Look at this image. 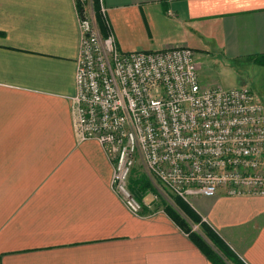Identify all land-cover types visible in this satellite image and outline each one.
<instances>
[{"label": "crops", "instance_id": "0c3cea01", "mask_svg": "<svg viewBox=\"0 0 264 264\" xmlns=\"http://www.w3.org/2000/svg\"><path fill=\"white\" fill-rule=\"evenodd\" d=\"M82 1L0 0V264H214L167 212L179 196L146 170L139 180L149 176L171 200L137 194L143 212L133 214L112 188L101 144L78 138ZM99 7L103 32L114 33L121 51L189 46L223 69L254 66L261 93L252 89L264 100V0ZM182 200L246 264H264V196L220 190Z\"/></svg>", "mask_w": 264, "mask_h": 264}, {"label": "built area", "instance_id": "2783aa9c", "mask_svg": "<svg viewBox=\"0 0 264 264\" xmlns=\"http://www.w3.org/2000/svg\"><path fill=\"white\" fill-rule=\"evenodd\" d=\"M80 27L75 132L101 144L133 214L143 212L131 187L138 161L187 201L220 190L264 196V101L251 87H204L192 47L121 51L85 10Z\"/></svg>", "mask_w": 264, "mask_h": 264}, {"label": "rangeland", "instance_id": "374dc122", "mask_svg": "<svg viewBox=\"0 0 264 264\" xmlns=\"http://www.w3.org/2000/svg\"><path fill=\"white\" fill-rule=\"evenodd\" d=\"M94 2H95V0H85V2H83V4L85 5L84 10L96 22L97 27H99L100 31L102 33H104L102 27L98 23V21H99L98 8H96V10H95V3ZM198 58H199V63H200L199 64V66H200L199 67V69H200L199 74L201 72L203 74L204 78L206 79V81L209 82V83H202V79L200 77V81L204 87L222 86L224 88H231V87H238V86H242V85H247V86L255 89V91L257 93H261L260 88L258 86L261 83L262 79L259 77V75H260L259 71L254 70L256 67L253 66L254 69H252V71L242 70V69H246V68L244 66H241L240 64H236V68L229 70V69H223V67H219V65L214 64L213 61H208L207 59H203L201 55L199 56V54H198ZM144 171H146L145 167L143 166V164H141L140 161H138L136 167L134 168V172H133V175L131 178V184L133 185L132 189L134 190L136 196H137V194L139 196L145 195V194H147V191L151 190L150 192L154 191L155 193L154 192L153 193L159 195L161 199L167 198L170 202L171 199L169 198V196L167 194L163 193L164 194L163 195L162 193H159V191L157 192V190L152 186L154 184V186L157 187L155 184L156 182L152 183V180L149 176L144 177V178H146V180L144 178L141 181L139 180V178H141L140 176H143L142 173ZM145 181H150V184H149L150 188L144 187ZM132 185H131V187H132ZM134 186H135V189H134ZM169 194H170V192H169ZM171 203H172L171 206L170 205L169 206L171 208H173L174 210H176L182 217L186 218V216H185L186 214L181 210V208L178 206V204L173 202V200H171ZM190 224L194 225V223H192V222ZM195 228L196 229H194V230H198V231L200 230L199 225H196Z\"/></svg>", "mask_w": 264, "mask_h": 264}, {"label": "trees", "instance_id": "16d2710c", "mask_svg": "<svg viewBox=\"0 0 264 264\" xmlns=\"http://www.w3.org/2000/svg\"><path fill=\"white\" fill-rule=\"evenodd\" d=\"M94 3L95 10L96 8H100V0H95ZM80 7V12L84 11L85 7L81 2ZM98 23L102 27V29L106 28L102 18H99ZM180 198L176 199V203H178V206L186 214V218L182 217L176 210L171 207L167 208L168 213L181 226V228L190 235V237L196 242V244L209 256L214 264H246L220 238V236L213 230L211 226L202 221L197 213L190 207L189 203L182 200L183 198ZM191 222L195 225H199L200 230H194L193 226L190 224Z\"/></svg>", "mask_w": 264, "mask_h": 264}]
</instances>
